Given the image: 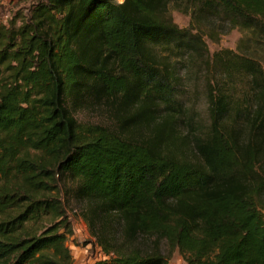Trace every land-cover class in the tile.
Returning <instances> with one entry per match:
<instances>
[{"label": "trees", "instance_id": "1", "mask_svg": "<svg viewBox=\"0 0 264 264\" xmlns=\"http://www.w3.org/2000/svg\"><path fill=\"white\" fill-rule=\"evenodd\" d=\"M18 18L0 22V264H72L60 182L93 264H264V0H38ZM234 30L236 51L209 54ZM94 105L107 124L76 119Z\"/></svg>", "mask_w": 264, "mask_h": 264}, {"label": "rangeland", "instance_id": "2", "mask_svg": "<svg viewBox=\"0 0 264 264\" xmlns=\"http://www.w3.org/2000/svg\"><path fill=\"white\" fill-rule=\"evenodd\" d=\"M38 0H1L0 1V22L7 23L12 19H16L19 24L21 15H27L29 8ZM172 19L180 28L188 26V17L177 11L171 12ZM243 38V34L234 30L222 35L218 42H211L204 38L209 54L216 51L227 49L236 51L239 41ZM177 71L182 80L181 98L187 108L188 115L195 116L198 125H204L207 122V104L201 78L193 70L186 67H178ZM75 117L80 122L107 124V115L101 111L100 105L83 106L77 108ZM61 199L64 209L72 228V236L67 241V246L71 252L72 264H93L96 261L105 259V255L95 243V239L90 234V230L82 213L86 204L79 202L72 197H67L64 191L65 186L60 182ZM168 264H186L178 251H174L168 260Z\"/></svg>", "mask_w": 264, "mask_h": 264}, {"label": "built area", "instance_id": "3", "mask_svg": "<svg viewBox=\"0 0 264 264\" xmlns=\"http://www.w3.org/2000/svg\"><path fill=\"white\" fill-rule=\"evenodd\" d=\"M116 2H117L118 4H122V3L124 2V0H116Z\"/></svg>", "mask_w": 264, "mask_h": 264}, {"label": "crops", "instance_id": "4", "mask_svg": "<svg viewBox=\"0 0 264 264\" xmlns=\"http://www.w3.org/2000/svg\"><path fill=\"white\" fill-rule=\"evenodd\" d=\"M263 213H264V211H263Z\"/></svg>", "mask_w": 264, "mask_h": 264}]
</instances>
